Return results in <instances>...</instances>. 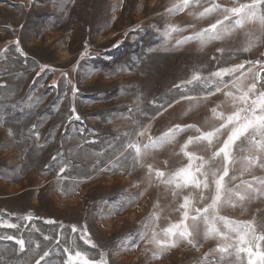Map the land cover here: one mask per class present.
<instances>
[{
  "label": "rangeland",
  "instance_id": "obj_1",
  "mask_svg": "<svg viewBox=\"0 0 264 264\" xmlns=\"http://www.w3.org/2000/svg\"><path fill=\"white\" fill-rule=\"evenodd\" d=\"M212 2L201 0L170 14L166 10L180 0H0V223L16 225L0 227V264H65L66 248L96 261L103 253L107 264H241L234 250L232 255L216 251L222 241L203 238L202 223L198 248L178 241L161 253L145 242L152 227L159 232L180 220L184 196L191 195L195 207L210 203L201 201L194 187L177 190L162 180L188 164L181 146L200 134L197 128L219 127L214 107L225 115L235 110L224 91L240 94L229 84L201 99L214 84L183 90L174 85L194 72L208 77L221 67L264 61V29L258 22L203 45L198 39L176 45L222 19L221 12L198 15ZM214 2L232 7L248 0ZM249 67L245 63L242 71ZM235 76L244 85L252 82L239 72ZM175 125L195 127L149 147L134 164V151L123 147L128 141L143 149L149 137L155 140ZM215 147L192 143L187 150L208 159ZM122 152L128 159L117 163ZM234 154L229 177L236 179L226 178L227 188L242 181L259 187L253 178L264 179V167H249L245 157L264 160V152L249 138L237 141ZM148 165L165 177L150 176ZM207 167L214 171L219 164ZM239 191L246 194V187ZM247 195L242 202L233 197L235 203L221 206L219 215L264 221V196ZM153 214L158 219L145 229ZM85 230L91 245L81 239ZM143 231L147 236L140 240ZM16 240L24 241L23 251Z\"/></svg>",
  "mask_w": 264,
  "mask_h": 264
},
{
  "label": "snow or ice",
  "instance_id": "obj_2",
  "mask_svg": "<svg viewBox=\"0 0 264 264\" xmlns=\"http://www.w3.org/2000/svg\"><path fill=\"white\" fill-rule=\"evenodd\" d=\"M200 2L201 0H180V3L166 11L172 14L183 11L190 5L194 3L199 4ZM215 12H221L222 19H217L215 23L210 24L207 28H203L193 35L178 40L176 45L179 46L193 39L200 40L203 45L211 40L221 39L223 33L240 28L248 22H258L261 28L264 29V0H248V2L239 3L238 6L232 7H223L213 0L211 6L205 7L198 15L204 17ZM170 30L179 31L181 29H178L176 26H170ZM17 51H20V49L17 48ZM217 51L223 53V49H217ZM243 51H248V48H244ZM245 63L250 65L247 73L242 71ZM245 63L232 67L218 68V70L211 72L208 77H203L199 72H194L191 79L174 85L175 88L183 90L188 85H195L197 83L203 84L205 88H207L208 84H214V89H208L200 97L201 99H207L208 96L214 95L216 92H221L223 89L228 88L229 84L232 88L237 89L240 94L235 95L232 91H224L223 94L225 96L231 97L235 110L231 114L225 115L223 112L218 111L219 106L214 107L211 111L214 118L221 121L219 127L208 132H201L197 128L196 131L200 134L195 137H189L185 144L181 146V152L188 158V164L178 169L166 180H162L165 184H174L177 190L194 187L199 190V199L201 201L210 200V203H206L202 208L195 207L192 196L186 195L178 207V210L181 211V217L178 222L170 224L159 232L155 227H152V235L145 242L154 244L161 253L176 247L178 241H184L188 245L198 248V238L201 235L202 223L204 239H218L222 241L217 246L216 251L232 255L233 253L230 252V249L234 250V254L237 260L241 261V264H243L242 254L247 255V264H264V221L258 224L255 220H231L219 215L218 211L224 204H234L233 197L242 202L246 198H249L247 193L264 196V179L261 178H253L259 187H253L252 182L247 181H242V184L234 189H229L226 186V178L231 180L236 179L235 176L229 177V173L231 165L236 163L234 148L237 141L250 138L255 150L264 152V90H261L264 89V61H245ZM257 66L259 67L257 68ZM237 72L245 79L250 76L252 82L244 85L240 77L235 76ZM226 76L235 78L231 81H225L224 77ZM181 98L188 100L196 99L191 96H182ZM76 119H79V116ZM194 127V125H175L155 140L149 137L150 143L144 144L143 149L140 144L132 141H128L123 147L126 151H134L135 156L132 157L133 162L134 164L139 163L142 155L145 154L149 147H154L157 143L174 138L178 133ZM225 133L227 135L222 145L215 147L216 142ZM137 135L143 136L144 132H138ZM258 137L261 139H257ZM204 142L210 148L215 147L212 156L208 159L203 156H197L195 153L187 150L189 144ZM121 159H128V155L122 152L116 158L117 163ZM245 159L248 161L249 167L257 164L264 167V160H259L257 157L249 156L245 157ZM214 162L218 163L219 167H216L213 171L207 165H211ZM64 171L65 169L62 167L60 173ZM153 172L157 179H162L166 175L165 172L153 169L151 165H148L149 175L151 176ZM241 186L246 187V194L240 193L239 188ZM177 194V191L174 190L173 195L175 196ZM155 219H158V216L155 214L148 217L144 222L145 229H148L151 222ZM0 227L14 228L16 225L4 222L0 223ZM72 231L76 232L77 228L73 226ZM146 236L147 231H143L140 233L139 239L145 240ZM4 238L8 240L14 239L13 236ZM81 239L86 244H92L91 240L87 238L86 230L81 236ZM16 243L20 245V250L23 251L24 241L16 240ZM92 246L95 247V245ZM132 246L136 245L133 244ZM65 252L68 253V259L65 264H107V261L103 258V253H101V259L96 261L89 259L80 251H76L74 256L67 248ZM208 255L206 253L205 257ZM44 256H48V253L46 252ZM154 256L159 258L156 253H154ZM37 264H39V261Z\"/></svg>",
  "mask_w": 264,
  "mask_h": 264
},
{
  "label": "water",
  "instance_id": "obj_3",
  "mask_svg": "<svg viewBox=\"0 0 264 264\" xmlns=\"http://www.w3.org/2000/svg\"><path fill=\"white\" fill-rule=\"evenodd\" d=\"M263 54H264V50H263Z\"/></svg>",
  "mask_w": 264,
  "mask_h": 264
}]
</instances>
